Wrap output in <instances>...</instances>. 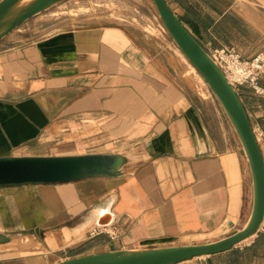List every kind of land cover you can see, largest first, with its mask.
Wrapping results in <instances>:
<instances>
[{"label": "crops", "instance_id": "0c3cea01", "mask_svg": "<svg viewBox=\"0 0 264 264\" xmlns=\"http://www.w3.org/2000/svg\"><path fill=\"white\" fill-rule=\"evenodd\" d=\"M166 1L205 50L233 48L247 59L264 52V0ZM125 38L122 31L103 29L36 38L24 28L0 41V159L99 154L96 144L83 141L99 134L111 139L124 116L141 115L142 100H148L144 114L151 116L150 129L156 132L146 141L147 154L133 173L122 168L117 178L1 186L0 235L24 240L18 245L20 254L0 248V264H61L164 247L228 232L244 212L245 182L237 158L229 149L223 151L188 99L166 87L158 73L143 79L133 75L125 87V62L140 67L138 48L133 47L131 58L125 56ZM142 82L153 84L147 95L142 94ZM237 92L254 130L264 134V97L248 86ZM100 123L101 133L76 138ZM66 132L75 136L68 143L77 152L47 154L50 138L64 142ZM260 146L264 156V141ZM113 197L112 226L120 232L118 241L92 237V225L83 231L85 240L63 246L79 222ZM37 241L44 250L36 247ZM181 264H264V235L229 252Z\"/></svg>", "mask_w": 264, "mask_h": 264}, {"label": "rangeland", "instance_id": "374dc122", "mask_svg": "<svg viewBox=\"0 0 264 264\" xmlns=\"http://www.w3.org/2000/svg\"><path fill=\"white\" fill-rule=\"evenodd\" d=\"M24 28H30L31 34L36 38L72 30L103 29L124 32L126 35L125 56L127 59L131 58L133 47L138 48L139 51L135 52V58L138 61L137 64L140 65L139 68H135L125 62V87L128 88L131 84L128 78L133 75H141L143 79L144 76L155 77V74L158 73V77L166 79L168 82L166 87L172 86L173 90H177L179 94L188 99L197 114L201 115L202 121L205 122L214 138L222 147L224 146L223 151L229 152L227 150L229 149L234 153L237 158L239 174L245 182L243 190L244 212L240 214L236 226L220 235L186 238L164 247L214 242L234 234L246 225L250 216L248 211L253 206L254 191L252 173L242 144L214 92L199 72L194 70V66L186 59L170 36L153 0H68L30 19L15 31ZM160 83H164V81ZM141 87L142 94L147 95L149 90H153V84L142 82ZM142 101L144 103L141 104V115L133 116L130 113L124 116L121 128L113 134L111 139L106 140L104 134H99L104 130L101 123L96 125L92 131L83 130L76 135V138L82 140L86 136L98 133V136L83 142L89 145L96 144V153L126 157L128 160L124 164L123 173H133L139 166V162L147 154L146 141L152 138L153 134H156L154 130L150 129L153 122L150 119L151 116L144 114L148 110V100ZM69 134L70 132H66L64 142L53 141L54 137L52 136L50 138L52 143L49 145L47 154L76 153L75 147L68 143L75 136ZM94 227L95 225L89 230ZM84 234L75 240H69L63 246L85 240ZM22 240L24 238L20 237L16 245L7 248H14L13 254L22 253L20 246H18ZM50 245L53 249L59 248L56 244L50 243ZM36 247L44 250L40 241L36 242ZM37 251L39 250H34V252Z\"/></svg>", "mask_w": 264, "mask_h": 264}, {"label": "water", "instance_id": "95a60500", "mask_svg": "<svg viewBox=\"0 0 264 264\" xmlns=\"http://www.w3.org/2000/svg\"><path fill=\"white\" fill-rule=\"evenodd\" d=\"M66 1L68 0H3L0 2V41L30 19ZM153 2L175 44L214 92L238 135L252 173L254 197L251 214L241 230L214 242L120 250L79 257L61 264H181L229 252L255 237L264 223V156L237 90L229 83L208 51L182 24L168 2ZM122 165L123 158L111 154L1 158L0 187L116 178L121 176ZM113 205L114 201L108 199L96 206L100 209L98 227L113 225Z\"/></svg>", "mask_w": 264, "mask_h": 264}, {"label": "built area", "instance_id": "2783aa9c", "mask_svg": "<svg viewBox=\"0 0 264 264\" xmlns=\"http://www.w3.org/2000/svg\"><path fill=\"white\" fill-rule=\"evenodd\" d=\"M213 60L218 64L226 75L229 83L237 90L241 86H248L254 92L264 97V88L261 80L264 77V52L253 58L247 59L233 48H214L208 50ZM259 144L264 141V134L255 131ZM258 234L264 235V223ZM106 236L111 241H118L121 237L117 227H98L91 230L92 237ZM245 243V242H244Z\"/></svg>", "mask_w": 264, "mask_h": 264}, {"label": "bare ground", "instance_id": "6f19581e", "mask_svg": "<svg viewBox=\"0 0 264 264\" xmlns=\"http://www.w3.org/2000/svg\"><path fill=\"white\" fill-rule=\"evenodd\" d=\"M194 70H196V69L194 68ZM122 158H123V165L120 168L121 174H122V168L124 166V163H126V158L125 157H122ZM111 200L115 201V197L111 198ZM99 216H100V209H98L96 207L89 216L84 218L81 222H79L73 228V231H71L69 240H71V241L75 240L78 236L82 235L84 233L83 231H85L90 226H92V225H96L97 226V222H98ZM0 239H1V242H0V248H1V247H8V246L16 245L18 243L20 237L19 236H9L8 237V236L0 235Z\"/></svg>", "mask_w": 264, "mask_h": 264}]
</instances>
